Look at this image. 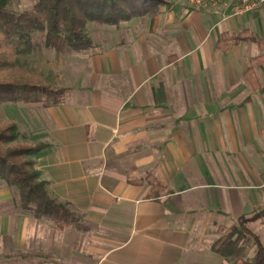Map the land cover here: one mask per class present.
Masks as SVG:
<instances>
[{"label": "crops", "instance_id": "crops-1", "mask_svg": "<svg viewBox=\"0 0 264 264\" xmlns=\"http://www.w3.org/2000/svg\"><path fill=\"white\" fill-rule=\"evenodd\" d=\"M166 1L61 64L58 104L25 108L29 159L70 215L24 216L31 262L226 264L213 243L264 209V94L246 76L264 86V43L220 42L264 39V5Z\"/></svg>", "mask_w": 264, "mask_h": 264}, {"label": "trees", "instance_id": "trees-1", "mask_svg": "<svg viewBox=\"0 0 264 264\" xmlns=\"http://www.w3.org/2000/svg\"><path fill=\"white\" fill-rule=\"evenodd\" d=\"M166 3V0H36L31 7L16 11L11 7V0H0V70L16 67V56L20 52L17 46L24 51L45 48L56 54H80L93 46L86 33L87 22L118 25L135 17L154 16ZM240 40L264 43V39L244 33L223 35L220 42L226 47ZM246 76L251 86L264 94V86L259 84L251 69L247 70ZM64 92L65 88L36 75L18 74L0 79V105H56ZM262 133L264 135V123ZM18 135L15 121L0 123V179L17 191L22 211L37 219L51 218L62 227L70 215L48 196L45 183L38 180L34 162L28 158L36 154L41 145L15 144ZM262 216L264 209L250 216L241 215L238 226H231L227 234L216 240L213 250L224 257H235L236 264H264L263 244L245 227L246 223ZM246 234L253 237L256 245L251 261L241 256L240 239Z\"/></svg>", "mask_w": 264, "mask_h": 264}, {"label": "rangeland", "instance_id": "rangeland-1", "mask_svg": "<svg viewBox=\"0 0 264 264\" xmlns=\"http://www.w3.org/2000/svg\"><path fill=\"white\" fill-rule=\"evenodd\" d=\"M35 1L36 0H11V7L16 11H22L31 7ZM122 23L123 22H120L118 25H106L96 22H87L86 33L91 38L94 45L102 42L103 38L109 35L108 33L118 29ZM17 49L20 52L16 56V67L8 70H0V79L18 74L24 76L36 75L53 83L57 73L60 72L61 64H66V61L69 62L71 60L70 58L75 55L56 54L54 51L45 48H34L24 51L22 47L17 46ZM30 106L34 105L24 103H3L0 105V123L9 120L19 121L20 125L17 127L19 135L14 140L15 144H29L21 135V132L23 129L22 121L24 110L25 108H30ZM257 211L259 210H255L254 212ZM27 214L29 213L19 208L17 191L9 187L4 180L0 179V264H35L30 261L29 257L24 256V247L21 246L24 238L22 223L24 216ZM234 225L238 226V222H235L232 226ZM245 227L248 228L251 233L258 236L264 246V216L246 223ZM229 228L223 231L222 236L228 233ZM240 240L242 244L241 256L251 261L256 251L253 237L250 234H246ZM35 259L38 260V258ZM235 262V257H226V264H234ZM42 264L46 263L42 262Z\"/></svg>", "mask_w": 264, "mask_h": 264}, {"label": "built area", "instance_id": "built-area-1", "mask_svg": "<svg viewBox=\"0 0 264 264\" xmlns=\"http://www.w3.org/2000/svg\"><path fill=\"white\" fill-rule=\"evenodd\" d=\"M193 7L215 6L218 3L229 9L233 16H241L264 5V0H187Z\"/></svg>", "mask_w": 264, "mask_h": 264}]
</instances>
